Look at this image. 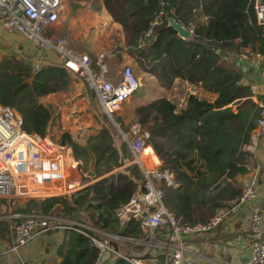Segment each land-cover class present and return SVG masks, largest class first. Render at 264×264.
<instances>
[{
	"label": "trees",
	"instance_id": "1",
	"mask_svg": "<svg viewBox=\"0 0 264 264\" xmlns=\"http://www.w3.org/2000/svg\"><path fill=\"white\" fill-rule=\"evenodd\" d=\"M99 1L121 31V44L115 49L118 58L120 52L129 56L133 68L166 87L179 79L215 94L208 101L189 93L179 107L162 95L131 111L132 121L145 127L146 142L160 167L173 172L182 183L180 188L159 183L164 206L183 225L204 222L218 209L228 208L242 190L238 178L245 170L247 154L239 146L254 126L255 103L249 86L241 82L238 69L224 51L244 54L245 48L264 55V34L255 23L252 0ZM168 19L191 27V36L179 38ZM70 79L60 66L43 65L33 72L24 58L8 53L0 58V103L19 113L25 133L43 137L52 109L38 98L66 90ZM58 143L70 147L78 160L77 145L68 133H62ZM59 152L64 157L63 174L67 175L74 161L68 151ZM107 160L110 164L94 178L121 164L116 153L109 154ZM123 169L93 179L68 198L28 199L17 212L47 216L59 204L63 219L74 218L117 234L120 226L113 211L142 181L134 164ZM121 234L136 236L134 224L128 223ZM54 251L56 264H93L96 256L89 238L73 229H62ZM102 264L130 263L110 256Z\"/></svg>",
	"mask_w": 264,
	"mask_h": 264
},
{
	"label": "built area",
	"instance_id": "2",
	"mask_svg": "<svg viewBox=\"0 0 264 264\" xmlns=\"http://www.w3.org/2000/svg\"><path fill=\"white\" fill-rule=\"evenodd\" d=\"M252 8L255 23L264 34V0H252ZM62 11V0H0V26L7 34L15 33L30 42L31 51L23 54V58L33 72L43 65L62 67L81 80L95 95L102 112L109 115L136 92L139 79L133 75L129 65L122 66L117 77L109 76L106 64L100 59L104 53L91 62L86 54L71 50L61 37L54 34V25ZM186 30L190 35L192 30ZM244 54L264 68V55L250 51H244ZM189 93L194 92H185L177 107L183 104L184 96ZM254 109V126L248 139L239 146V150L246 154L254 153L257 138L264 133V102H256ZM144 132L145 127L139 123H133L128 128L126 144L132 162L140 169L142 181L136 192L113 211L118 225L123 229L128 223L134 224L136 236L105 233L78 221L56 220L50 215L13 212V244L0 255L23 246L36 234L52 229H73L88 237L96 248L93 264H102L110 256L120 257L130 264H186L183 260V236L209 232L227 214L255 198L253 183L250 182L228 208L218 209L204 222L181 224L180 218L164 206L159 183L177 188L182 187V183L173 172L160 167ZM59 149L66 150L65 146L54 144L44 136L25 133L21 129L19 113L9 105L0 103V199L26 201L54 195L68 198L88 184L90 181L83 182L79 175L63 174L64 157ZM66 151L70 157L69 150ZM77 169L78 165H72L71 170L76 172ZM83 229H89L92 233ZM247 231L249 247L245 264H264L262 216L259 207L254 204L249 209Z\"/></svg>",
	"mask_w": 264,
	"mask_h": 264
},
{
	"label": "rangeland",
	"instance_id": "3",
	"mask_svg": "<svg viewBox=\"0 0 264 264\" xmlns=\"http://www.w3.org/2000/svg\"><path fill=\"white\" fill-rule=\"evenodd\" d=\"M62 4L63 11L55 24L54 34L61 37L71 50L86 54L91 62L104 53V56L100 59L106 64L109 76L112 78L117 77L122 66L129 65L133 75L139 79L140 85L136 88V92L122 103L116 111L106 115L102 112L95 95L83 85L80 79L71 76L72 81L75 82L71 96L61 104L63 111H58L61 112V115L55 113V111L52 112L44 137L54 144H59L61 134L64 132L69 134L77 145L78 160L73 158L70 147L62 146L69 150L71 159L79 168L76 170L77 173L71 170L73 172H71V175H79L83 182L95 179L96 174L110 164L107 158L111 153L118 154L121 162L120 165L112 168L116 169L114 172L122 171L125 164H134L136 169L140 171L137 164L132 162L129 148L125 144L128 127L133 123H139L132 121L131 111L138 105L139 101L137 102V100L149 98L148 101H150L162 95L164 96L168 87L164 85L165 83L158 82L156 78L138 71L135 65V68H133L129 56L120 52L119 58L117 57L115 49L121 44V31L118 25L110 20L99 0H62ZM186 28L192 30L191 27ZM30 51L29 41L15 33L7 34L0 26V58L8 53L23 58V54H28ZM178 90H176L177 94H179ZM174 103L176 104V101ZM55 106L53 105L54 108ZM139 124L142 126L141 123ZM124 157L127 160L124 161ZM122 172L127 173L124 169ZM12 199L17 201V198ZM0 203L4 204L7 211L9 210L10 199H0ZM10 210L12 213V209ZM49 215L63 219L60 209L52 210ZM82 216L80 213L79 217ZM55 219L57 220V218ZM68 220L78 221L74 218ZM6 223L9 222L6 221Z\"/></svg>",
	"mask_w": 264,
	"mask_h": 264
},
{
	"label": "crops",
	"instance_id": "4",
	"mask_svg": "<svg viewBox=\"0 0 264 264\" xmlns=\"http://www.w3.org/2000/svg\"><path fill=\"white\" fill-rule=\"evenodd\" d=\"M54 29H56L55 25ZM244 51H247V49L244 48ZM241 53L242 51L239 54L224 51L225 57L229 58L230 62L234 63V66L238 69L241 75V82L249 86L252 94L250 99L256 103L264 99V68L256 65L250 56L248 57ZM69 76L73 75L69 74ZM73 77L76 78L75 76ZM149 77L153 76L149 75ZM74 84L75 82L70 79L66 90L43 95L38 98L39 103L49 105L52 112L55 111V113L61 115L63 111L61 104L70 98ZM177 89H179V94L176 93ZM185 92H194L198 97L205 98L208 101L213 100L215 97L214 93L179 79H174L171 82L164 96L172 99V101L174 100V102L176 101L177 106L179 97L185 94ZM148 99L137 100V102L139 101L137 104L145 103ZM53 105H56L55 108ZM59 110L61 112H58ZM250 133L251 130L249 131V135ZM128 150L131 154L130 149ZM123 160L125 161L127 158L124 157ZM73 164L71 163L70 167ZM70 175L71 172L67 174V176ZM238 180L241 188L250 182L253 183L255 198L251 202L242 205L235 212L227 214L209 232L183 236L182 242L185 247L183 260L186 264H245L249 247V234L247 231L248 214L252 204L259 207L261 211L264 235V133L258 136L254 153L246 155L245 170ZM25 202L21 199H17V201L11 200L8 211L4 204L0 203V252L12 246V228L15 220L10 219L12 218L11 214L13 212L19 213L17 212L18 209L22 208ZM10 209H12V213ZM59 209L60 205L56 204L52 210ZM50 217L58 218L55 216ZM5 220L9 223H6ZM61 231L60 229H52L34 235L23 246L1 254L0 264H56L57 258L54 250L56 244L60 241Z\"/></svg>",
	"mask_w": 264,
	"mask_h": 264
},
{
	"label": "water",
	"instance_id": "5",
	"mask_svg": "<svg viewBox=\"0 0 264 264\" xmlns=\"http://www.w3.org/2000/svg\"><path fill=\"white\" fill-rule=\"evenodd\" d=\"M168 25L173 28V30L176 32V35L179 38L185 39V38H187L189 36V33L186 30V28L183 27L180 23L175 22L173 19H168ZM25 61H27V60L25 59ZM143 135H144L145 138H147L148 133L145 131ZM114 170H116V169H111L110 171H108V172L104 173L103 175L99 176L98 178L104 177V176L112 173ZM98 178H95L94 180H96ZM122 230H123V226H120V228L118 230V233H121Z\"/></svg>",
	"mask_w": 264,
	"mask_h": 264
}]
</instances>
